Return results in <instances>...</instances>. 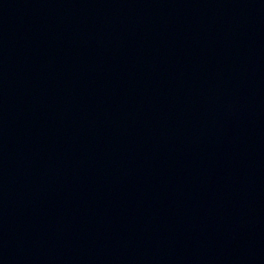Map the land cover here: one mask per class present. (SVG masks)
<instances>
[{
  "label": "water",
  "instance_id": "95a60500",
  "mask_svg": "<svg viewBox=\"0 0 264 264\" xmlns=\"http://www.w3.org/2000/svg\"><path fill=\"white\" fill-rule=\"evenodd\" d=\"M0 264H264V0H0Z\"/></svg>",
  "mask_w": 264,
  "mask_h": 264
}]
</instances>
